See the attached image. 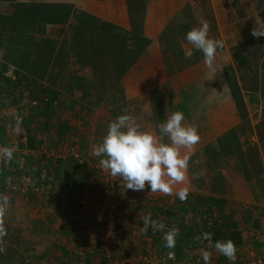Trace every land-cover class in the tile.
<instances>
[{"label":"rangeland","instance_id":"374dc122","mask_svg":"<svg viewBox=\"0 0 264 264\" xmlns=\"http://www.w3.org/2000/svg\"><path fill=\"white\" fill-rule=\"evenodd\" d=\"M24 16L14 13L15 22L25 23ZM33 16L38 18V14ZM2 23L0 21V149L15 147L16 151L11 160L0 157V180L5 174L0 194L9 197V207L3 217L7 235L0 245L5 249L0 252V264H202L197 253L192 252L199 250V244L207 246L208 241L203 240L202 234L213 233L214 222L220 229L224 228L226 240L235 232L239 234L240 243L232 240L237 252L254 231H263L264 201L251 189H239L238 202L242 204L236 208L230 205L209 207L203 201L190 205L191 194L186 202H181L174 194L150 193L148 188L126 190L120 180L101 169L100 157L93 154V148L106 135L110 121L119 115L131 114L144 130L146 125L149 128L154 124L146 115L152 113L150 106L142 104V100L150 99L149 85L158 84L151 70L159 68V62L152 54L146 51L142 60L127 61L120 75L114 77L112 73L116 71L112 66L116 60L90 61L89 54L82 56L70 46L68 59L58 61L67 83L62 92L50 88L49 76L34 73L35 67L20 69L17 64H21V60L17 59V64L13 62L15 52L7 44L12 35L10 30L1 28ZM23 31L28 38L42 34L36 28ZM139 45L143 51L148 47L147 43ZM256 46L255 42L244 45L237 54L236 66L231 69L226 66L228 72L218 71L215 78H206L207 82L199 76L190 78L189 85L183 82L185 92L157 91L158 96H162L158 100H164V108L158 103L161 109L155 108L154 113L162 111L167 119L168 114L179 109H171L166 101H182L191 117L186 121L198 128L200 140L191 156L189 176L196 175L200 169L203 171L205 166L210 168L215 150L230 154L232 148L236 149L231 145H238L234 140L238 134H246L244 128L252 113L246 104L255 100L248 92L258 93L262 88L258 95L264 100V77L259 73L263 68ZM42 47L43 44L34 43V52L41 54ZM79 55L81 60L75 59L80 58ZM138 67L140 75L131 76L132 69ZM144 73L151 76L142 75ZM133 79L136 82L132 87ZM170 80L165 76L160 78L162 85ZM195 80L198 87L190 83ZM51 93H56L57 98L53 100ZM154 96L155 91H152V102ZM139 97L141 101L134 99ZM220 102L226 106L213 108L214 103L219 105ZM13 112L23 117L22 132L15 131ZM157 119L158 126L161 118ZM247 133H251V127ZM29 134L37 138L33 149L27 141ZM242 142L239 144H246ZM249 164L251 169L255 168L253 162ZM38 201L41 203L37 204ZM43 209L46 216L53 215L52 222L44 221ZM147 213L165 223V231L173 226L179 230L174 249L164 247V232L153 233L149 229L141 234V216ZM211 213L215 217H209ZM58 227L60 237H55ZM55 241L73 246L60 252L52 248ZM169 252L173 253L171 258Z\"/></svg>","mask_w":264,"mask_h":264},{"label":"crops","instance_id":"0c3cea01","mask_svg":"<svg viewBox=\"0 0 264 264\" xmlns=\"http://www.w3.org/2000/svg\"><path fill=\"white\" fill-rule=\"evenodd\" d=\"M46 4L72 6L75 13L74 17L76 15H78V18L79 15L82 17V19L76 20L75 28L91 30L95 27H109L115 29L116 34L121 37L131 38L128 45L133 48L134 52L138 53V60L143 59L144 56L142 55L146 51L154 56V59L159 62V68H155L151 72L157 77L158 84L153 86L151 83L149 85L151 91L148 97L150 99L142 100V104L145 103L150 106L152 113L146 115L154 123L151 126L152 123L150 122L149 128L146 125L145 130H154L156 133L159 132L156 125L157 118H161L159 120L161 122L166 120V116L162 111L154 113L155 108L161 109L159 104L163 105L164 108V100H158V97L162 96H160L161 94L158 96L157 91H163L167 94L174 93L176 89L177 92L182 93L185 92V84L189 85L190 78L195 79L202 76L203 82H207L206 78H215L219 74L218 71H227L226 66H229V69H231V66L235 67L239 50H243L244 45L255 39L251 32L256 26V21L264 24V0H0V13L25 14L23 20L32 19L34 21L35 16L33 15L40 13L42 7ZM201 18H205L210 22V34L224 43L223 49L218 51L215 71L207 69L203 54L199 51H194L191 58L185 57V50L190 47V45H187L186 34L192 27L198 25ZM34 27L39 29L38 25ZM54 28L44 25L43 32L44 34L48 32L50 35ZM135 30H138V33ZM142 38L148 44L145 51L139 45ZM261 66L263 69L259 73L264 77V55L261 58ZM139 70V67L137 70L132 69L131 76L140 75ZM200 70L201 72H197ZM234 71L236 73V69ZM142 75L151 76V73ZM163 76L171 78L170 83L167 81L166 84L162 85L160 78ZM196 81L190 82L192 86L198 87L199 83ZM135 82L136 80L133 79L132 87ZM129 90L131 92L132 88ZM152 91H155L154 102H152ZM260 91L262 92V88H259L258 93ZM255 92H248L255 98V100H251V103L246 104V107L252 113L249 115L244 128L246 134L241 136L238 134L234 139L237 140L238 145H231L236 146V149L231 147L233 153L222 154L215 150L210 168L205 166L202 171L200 167L196 175H188L189 195H193L189 197L194 200L193 197L197 196L194 201L188 200L190 205L193 202L200 203L203 201L205 203L208 199H217L226 201L227 205L236 208L238 204H242V202H238L241 199L239 189H251L257 193L258 198L264 201V133L259 138L257 132V128L264 124V100L261 99L257 91ZM134 99L140 100L141 97ZM166 102L171 109L176 107L183 112L185 116L183 123L189 125L186 120H190L191 117L189 112L185 111L188 108L185 103L182 101ZM222 102L219 105L214 103L213 108L226 106V103ZM153 103H155V107ZM228 107L232 108V105ZM233 127L236 128L235 125ZM250 127L251 133H247ZM242 141L246 144L240 145L239 143H243ZM250 161L255 164L254 169H251ZM189 171L191 170L189 169ZM232 171L239 175L242 183L237 182V178L233 179L231 176ZM254 171L256 172L254 173ZM88 183H90V180ZM87 185L93 187V184ZM244 198H247V196L245 195ZM38 202L37 204L41 203V201ZM34 203L36 204V202ZM45 212L44 209L41 212L43 214L41 216L45 218L44 221L52 222L53 215L46 216ZM254 232L239 247L241 251L236 253L235 264H249L264 257V229L263 231ZM54 235L60 237L59 227ZM63 243L60 244L59 241H55L52 248L64 252L73 246L70 243ZM205 246L199 244V250L192 252L197 253V256L200 257L199 263L204 264L201 249H205L211 252L210 264H233L232 261H227V258L222 254L214 249H207V246Z\"/></svg>","mask_w":264,"mask_h":264},{"label":"clouds","instance_id":"9594fccd","mask_svg":"<svg viewBox=\"0 0 264 264\" xmlns=\"http://www.w3.org/2000/svg\"><path fill=\"white\" fill-rule=\"evenodd\" d=\"M210 22L201 18L198 25L194 26L186 34L187 47L185 57L191 58L194 51L203 54L205 66L210 71H215V61L218 51L223 49L222 40L211 34ZM251 35L256 39L264 37V24L256 21ZM15 131L22 132L23 117L13 112ZM185 116L181 111H175L167 115V119L158 125L159 132L142 129L137 118L131 114H122L110 121L108 130L102 141L93 148V154L100 157L99 165L102 170L108 172L113 178L121 181L126 190L144 191L150 189V193H161L166 196L173 194L181 202H186L190 187L188 173L191 156L194 155L195 146L200 140L196 125L184 124ZM166 138V139H165ZM15 147L0 149V157L5 160L13 158ZM9 207V197L0 194V245L7 235L3 217ZM143 227L141 234H146L149 229L153 233L164 232V247L174 249L179 230L173 226L166 229L165 223L153 219L151 213L141 216ZM213 234L204 232L203 240L208 241L207 249H214L235 264L237 248L231 239L217 240L213 242ZM200 239V237H197ZM5 249L0 246V252ZM169 257L173 256L169 252ZM204 264H210L211 252L201 249Z\"/></svg>","mask_w":264,"mask_h":264},{"label":"trees","instance_id":"16d2710c","mask_svg":"<svg viewBox=\"0 0 264 264\" xmlns=\"http://www.w3.org/2000/svg\"><path fill=\"white\" fill-rule=\"evenodd\" d=\"M31 16V15H29ZM75 16L74 8L70 5H45L42 7L40 13H38V18H35L34 22L31 20L24 21L25 23L20 24L16 23V19H14V13H0V21H3L2 27L4 30H10L12 37L10 40H7V44L9 47H11L15 52V57L13 56V62L16 63L17 59L21 60V64L19 65V68L23 69H29L31 67H35L34 73H39L40 75L49 76L47 79L50 83L52 89L58 88L61 91H64V88L66 87V79L63 77V74H61L60 68L58 67V61L67 60L68 59V53L70 52V46L73 48L75 47L74 52H80L84 56L85 54H89L90 61H113L116 60L113 63V71L112 75L119 76L120 71H123L124 65L127 61H130L132 58L137 59L139 56L137 52H134L132 47H127L128 41H131V38L121 37L120 35L116 34L117 31L112 28H94L91 30H87L85 28H75L76 26V20L79 18L82 19L81 15ZM71 21H73L71 23ZM80 21V20H79ZM33 22V23H32ZM39 26V30L42 32L41 36H37L36 38L33 37H26L23 30L25 29H35V25ZM45 26H51L52 34H48L43 32V28ZM69 25V26H67ZM61 28H56V27ZM16 29H21L20 31H12ZM136 33H138V30H135ZM38 33V32H37ZM98 35V36H97ZM24 36V38L22 37ZM21 37V38H19ZM31 39V41L27 42L26 39ZM20 39H22L20 41ZM261 39V41H260ZM15 40V42H14ZM17 41V42H16ZM19 41V42H18ZM260 41V43H259ZM143 44H146V42L142 39L141 41ZM254 42L258 45L256 46L259 50V60L264 55V40L260 37L259 39H253L249 41L248 44H254ZM34 43L37 45L43 44V47L40 51L41 54H36L34 52ZM262 44V45H261ZM128 52V54H126ZM66 55V56H64ZM125 55H129L128 57H124ZM133 55L134 57L130 56ZM82 56H78L80 58H75L78 60H81ZM110 59V60H109ZM126 60V61H125ZM39 63V66L37 67ZM127 65V64H126ZM20 68V69H21ZM42 70L41 72H39ZM57 69L60 71L58 72ZM50 74H52L54 77H50ZM113 77H109L108 79H111ZM53 80V82H52ZM61 84V86H60ZM62 91V92H63ZM232 91V89L230 90ZM233 93V92H232ZM51 97L54 99L57 98L56 93H51ZM22 126H24V122H22ZM259 138L262 137V134L264 133V124L263 126H259ZM29 141V144L31 145V148L33 149L34 143L36 142L37 138L28 136L27 138ZM231 176L234 178H237V182L242 183L241 178L239 175L232 171ZM5 180V174L2 176V179L0 180V186L4 187V181ZM205 205L216 206V207H222L224 205H227L226 201L223 200H217V199H208ZM208 207V208H209ZM209 217H215V214L211 213ZM213 242L217 240H226L224 239V228L218 227V223L214 222L213 224ZM236 233V232H235ZM233 233L229 239L231 240H237L240 243V236L239 234ZM213 250V249H212Z\"/></svg>","mask_w":264,"mask_h":264},{"label":"built area","instance_id":"2783aa9c","mask_svg":"<svg viewBox=\"0 0 264 264\" xmlns=\"http://www.w3.org/2000/svg\"><path fill=\"white\" fill-rule=\"evenodd\" d=\"M249 264H264V257H262L260 259H257V260H255L253 262H250Z\"/></svg>","mask_w":264,"mask_h":264}]
</instances>
